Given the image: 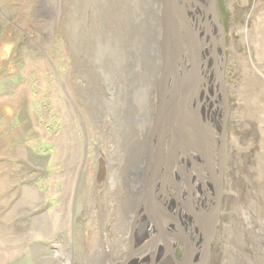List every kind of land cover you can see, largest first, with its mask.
Here are the masks:
<instances>
[{
    "label": "rangeland",
    "instance_id": "rangeland-1",
    "mask_svg": "<svg viewBox=\"0 0 264 264\" xmlns=\"http://www.w3.org/2000/svg\"><path fill=\"white\" fill-rule=\"evenodd\" d=\"M214 4L229 114L210 258L221 254L222 264L240 255L237 235L245 246L238 251L250 258L242 264H264V0ZM148 8L149 0H0V264L105 259L95 253L106 241L93 213L95 188L114 175L105 164L97 180L98 146H114L124 170L147 80L120 66L133 53L148 60ZM112 171L119 185V167ZM184 248L179 240L178 260Z\"/></svg>",
    "mask_w": 264,
    "mask_h": 264
},
{
    "label": "bare ground",
    "instance_id": "bare-ground-1",
    "mask_svg": "<svg viewBox=\"0 0 264 264\" xmlns=\"http://www.w3.org/2000/svg\"><path fill=\"white\" fill-rule=\"evenodd\" d=\"M176 2L179 13L178 15H180L182 20L185 21L193 31L189 32L187 31V28H180L176 32L174 29L173 31L172 38L178 40L175 49V53H178V59L176 61L177 70L179 75L183 76L192 66L191 58L189 56L190 54L188 49H186L187 47L182 42L183 39L190 38L192 41H196L195 43L198 44L196 53L198 55L199 84L197 91L191 98L190 104L193 109L200 113L203 122L212 132L215 130L218 131L221 125L222 110L219 105L220 99L217 95L218 85L214 82L213 58H211L210 53L213 50V43L215 42L216 46L214 50L220 54L221 44L219 38L220 33L218 34L216 22L214 17L211 18L213 15L210 9L212 0H176ZM203 7L208 9V14L203 10ZM162 11V0H149V17L147 24H145L146 27L149 25L148 28H150L148 60L146 61L145 59L144 61L142 56L138 59V56L136 58L133 53L132 56L128 55L131 59L125 56L123 58L124 64H121L120 66L122 71L128 69L127 71H130L129 74H133L132 71L138 68V71L141 72L144 80H147V90L145 91L146 94L144 96L145 100L141 109L140 118L137 121V130H135L133 134L134 139L130 140V137H128V140H126L128 142V148H125V151H123L124 145H122L123 147L121 148L124 152V155L122 156V161L125 166L124 170L122 169L123 166H116L115 161L117 160L115 159L114 146H110L105 142H101L100 146H98V154L101 158L99 160L98 171L96 170V173H98L97 180H101L100 175L105 173V164H108V172H110L111 176L114 175L111 177L113 179H109L108 176L104 186H101L102 188H95V211L93 213L98 218L99 226L104 228L101 238H106L104 248L102 247V252H100V249H94L97 254H105V259L103 258V260H101V264H175L172 256L168 254V249H176L180 240L179 235L183 236L185 239L184 250L188 252L186 254L187 258L184 255V260L182 259L183 262L181 261L182 264L187 259L188 260L185 262L186 264H196V261L199 258L198 250L202 241V233L199 231L194 219L188 214V212L182 210L179 205H176L175 200L172 199L170 194V188L167 186H161L163 185L161 182L155 187L153 195H156L155 197L157 200L167 207V212L170 216H175L178 219L181 228L179 229V227L168 222V224L165 225V231L168 234V242L170 243L168 249L161 241L143 249L145 246L144 244L148 243L156 236V231L151 226L148 216L143 213L144 210L140 208V204L146 195L148 157L151 149L152 129L158 111L159 80L163 74L164 55L162 53ZM170 48H174V46L171 45ZM140 49L142 52V48ZM144 63H146V65H143ZM100 135L102 137L103 133ZM167 139L168 135L166 136V140ZM155 140L156 138L154 136L152 143H154ZM105 157L107 158V161ZM177 161L178 164L173 170L174 182L179 181V169L181 167H189V158L184 154H178ZM32 166L33 165L28 160L25 169L30 170ZM117 167H119V170L121 171L122 178L119 185H116L118 180L116 173H111L112 169H117ZM196 178V175H192V180L195 184L192 204L197 210L200 209L199 211L208 215L210 214V210H207V199L210 194H212V191L209 185L204 184V187H202V185L196 183ZM28 179V181H33L35 177L33 178L29 176ZM181 187L184 192V197H186L185 199H188L189 195L184 188L185 186L181 185ZM38 193L42 194L40 191H38ZM169 195L171 197H169ZM166 220L164 219L165 222ZM241 222L243 224L246 223L243 221ZM243 229L247 231L248 228L243 226ZM112 231H114V237L111 235ZM239 239L240 237L237 235L233 238V240H235L233 248L240 255L235 253L233 259L230 258L229 261H223L222 264H224V262L225 264H242L244 261L250 259H248L247 255L246 257L241 255L242 252L238 251L245 248ZM227 248L228 243L223 246L224 250ZM230 249L231 246L228 248V252H230ZM253 249L252 253H254ZM56 253L57 255H60V252ZM133 253L134 255L130 257ZM210 257L211 251L209 256L210 262L208 259L207 264H221L220 262L223 260L221 254L218 256L217 260L211 259ZM255 258L259 257L256 256ZM214 261H218V263Z\"/></svg>",
    "mask_w": 264,
    "mask_h": 264
},
{
    "label": "water",
    "instance_id": "water-1",
    "mask_svg": "<svg viewBox=\"0 0 264 264\" xmlns=\"http://www.w3.org/2000/svg\"><path fill=\"white\" fill-rule=\"evenodd\" d=\"M163 11L161 20L163 24V42L162 53L164 55L163 74L159 80V99L158 111L152 129L151 149L148 157L147 175H146V195L140 204L144 214L148 216L151 226L156 231V236L145 244L143 249L161 241L165 246H170L168 234L165 231V225L172 223L181 228L178 219L170 216L165 207L153 195L155 187L161 182L170 188L172 199L182 210H186L194 219L195 224L202 233V241L198 250L199 258L196 264H207L212 249V243L215 239L218 226L220 224L221 201L223 195V176H224V152L226 125L229 114L227 88L224 81V33L220 24L218 13L215 8L214 0L210 6L214 20L219 28L221 53L218 54L214 48L210 55L214 60V82L218 85L217 95L220 99L221 107V125L217 131H211L203 122L200 113L192 108L190 101L193 94L197 91L199 84L198 55L196 48L198 44L192 39H183V43L189 51L192 66L183 76H180L177 70L178 53H175L177 47L176 39L172 38L173 31L180 28H187V31L193 32L189 25L178 15L176 0H162ZM208 14V9L203 7ZM173 45L174 48H170ZM168 139L166 140V136ZM156 138L153 145V138ZM153 145V147H152ZM184 154L189 158V167L180 168L179 181H173V170L177 166L178 154ZM192 175H196V183L204 187L209 185L212 194L207 199V210L210 214L196 209L192 204L195 192V184ZM184 185L189 195L185 199L181 187ZM156 198V199H155ZM191 199V200H189ZM165 217V218H163ZM166 220V222L164 221ZM168 222V223H167ZM180 241H184L183 236L179 235ZM188 252L184 250L187 258ZM168 254L172 256L175 264H182L183 260L175 257L174 248L168 249ZM133 254L130 255L133 256ZM185 258V259H186ZM188 260V259H187ZM186 260V261H187ZM182 261V262H181ZM185 261V262H186ZM183 264H186V263Z\"/></svg>",
    "mask_w": 264,
    "mask_h": 264
}]
</instances>
